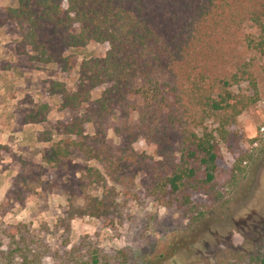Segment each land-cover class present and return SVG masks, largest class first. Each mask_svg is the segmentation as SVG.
Here are the masks:
<instances>
[{
    "label": "trees",
    "instance_id": "1",
    "mask_svg": "<svg viewBox=\"0 0 264 264\" xmlns=\"http://www.w3.org/2000/svg\"><path fill=\"white\" fill-rule=\"evenodd\" d=\"M8 25L17 30L14 55L31 54V61L56 64L64 72L71 68L67 49L107 45L102 57L79 63L74 90L66 91L59 81L48 83L47 94L58 95V108L71 116L35 137L46 145L40 161L47 168L87 171L103 186L101 196L88 197L80 206L68 204L65 227L81 216L106 225L120 221L115 197L136 191L181 210L191 208L192 195L218 196L215 178L226 171L219 142L228 145V126L260 99L251 71L260 61L264 79V0H16L0 18V28ZM242 83L249 92L232 91ZM48 111L46 104L35 105L22 124L45 122ZM206 122L215 127L208 129ZM108 130L117 144L106 139ZM138 139L150 155L133 151ZM73 156L100 164L102 173L74 163ZM18 162L21 169L32 167ZM37 169L46 174V168ZM27 179L39 182L37 175ZM25 181L23 176L19 183L27 186ZM33 260L39 262V256ZM50 260L126 262L124 255L100 254L84 239L61 254L54 251ZM247 264H264V254L255 252Z\"/></svg>",
    "mask_w": 264,
    "mask_h": 264
},
{
    "label": "rangeland",
    "instance_id": "2",
    "mask_svg": "<svg viewBox=\"0 0 264 264\" xmlns=\"http://www.w3.org/2000/svg\"><path fill=\"white\" fill-rule=\"evenodd\" d=\"M15 6L16 0H0V18L7 8ZM16 31L14 25L0 28V146L6 147L0 149V264H54L51 253L58 250L61 254L80 239L107 257L124 255L125 264H247L255 252L264 254V132L259 133L264 125V79L260 61L251 71L259 101L228 126L232 134L228 145L219 142L226 171L216 175L215 199L192 195L191 208L181 210L161 206L136 191L133 196L115 197L113 208L120 212V221L106 225L81 216L65 227L68 204L80 206L88 197L101 196L103 186L86 176L87 171L47 168L40 161L46 145L37 143L35 137L56 121L68 122L71 116L58 108V95L47 94L48 83L59 81L66 91L74 90L79 63L102 57L107 45L89 43L67 49L71 68L64 72L56 64L31 61V54L14 55ZM102 88L94 89L91 98H97ZM248 90L247 83L232 89L235 93ZM40 104L49 107L45 122L22 124L24 114ZM206 126L215 127L211 122ZM87 131L90 133L91 128ZM58 137L53 134V140ZM106 139L117 144L111 130L106 132ZM132 149L151 154L142 139L134 142ZM19 160L32 167L21 169ZM72 160L102 173V166L94 161L79 156ZM235 165L239 172H231ZM38 167L46 168V174L42 175ZM35 175L39 182L27 179ZM23 176L27 186L19 183ZM106 185L111 186L109 182ZM119 250L121 254L113 253ZM34 255L39 256V262H34ZM21 256L26 259L22 261Z\"/></svg>",
    "mask_w": 264,
    "mask_h": 264
},
{
    "label": "built area",
    "instance_id": "3",
    "mask_svg": "<svg viewBox=\"0 0 264 264\" xmlns=\"http://www.w3.org/2000/svg\"><path fill=\"white\" fill-rule=\"evenodd\" d=\"M263 132H264V125L259 128L260 135H262ZM253 144L255 145L256 144V141H254ZM243 164H244V162H243Z\"/></svg>",
    "mask_w": 264,
    "mask_h": 264
}]
</instances>
